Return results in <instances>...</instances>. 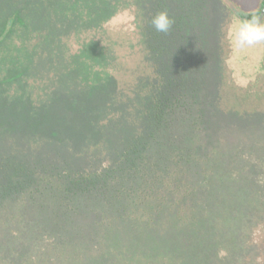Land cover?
<instances>
[{
	"label": "trees",
	"instance_id": "1",
	"mask_svg": "<svg viewBox=\"0 0 264 264\" xmlns=\"http://www.w3.org/2000/svg\"><path fill=\"white\" fill-rule=\"evenodd\" d=\"M103 1L116 0H0V264H187L216 237L239 241L244 259L262 254L264 161L208 130L207 4L145 0L127 18ZM38 4L51 14L41 27ZM161 11L174 20L168 33L150 23ZM53 54L76 64L61 83L80 90L58 103L32 153L17 155L7 145L39 117H22L35 81L21 78ZM117 72L141 80L125 100L132 123L68 129L93 121L98 102L120 106L110 99Z\"/></svg>",
	"mask_w": 264,
	"mask_h": 264
},
{
	"label": "rangeland",
	"instance_id": "2",
	"mask_svg": "<svg viewBox=\"0 0 264 264\" xmlns=\"http://www.w3.org/2000/svg\"><path fill=\"white\" fill-rule=\"evenodd\" d=\"M145 0H116L103 1L116 7V11L123 17H138L139 2ZM174 1V0H168ZM195 1V0H192ZM204 1L209 11V30L214 35V42L210 49L212 58V68L209 72V116L208 130L214 140H219L234 148L241 143L246 147H251L254 155L260 156L264 161V43L246 47L236 51L232 44L227 41L233 25L238 27L242 18L235 10L249 16L255 14L264 22V0H196ZM53 4L55 1H48ZM87 2V1H83ZM96 2V1H92ZM236 6L234 10L231 6ZM45 9L42 4H38V10L43 18L38 21L37 26L41 27L50 19L49 5ZM129 10V12H127ZM7 12V7L0 9L1 14ZM246 18V17H245ZM248 20V19H247ZM217 33V35H216ZM70 35L69 31L65 32ZM217 38L220 45L217 44ZM64 50V49H63ZM54 60L49 64H37L33 68V73L26 71L22 76V81L27 82L31 75V82L35 81L34 88L26 92L28 96L29 109H23L22 117L31 115L39 117L35 122L28 138L22 137L16 144H8L9 150H14L17 155L31 154L33 147L39 143V134L50 133L54 128L53 116L58 103H65L73 95L74 90L79 87L65 85L61 83L64 76L74 73L76 64L68 60L58 61L53 54ZM139 67V66H137ZM136 67V68H137ZM115 68V70H120ZM132 76V77H131ZM128 73H116L115 85L111 87V100H118L120 106L112 109L107 108V102H98L96 96L77 97L76 100L82 102L97 101L96 116L93 121H86L85 125L69 127L70 130L82 132L88 126L100 130L106 124L126 120L129 125L132 123V112L134 109L126 107L125 100L134 97L133 86L141 84L140 79H135L134 75ZM124 106L122 107V104ZM68 104H64L63 112L66 116ZM136 122V121H135ZM141 126L140 121L136 123ZM235 140V141H234ZM242 140L241 143L237 142ZM264 166V165H263ZM255 241L264 242V224L254 232ZM211 241L215 246L209 250L205 259L197 256L196 259L189 256L187 264H264V244L259 247L262 254L254 255L249 252L246 259L242 258V250L239 241L224 239Z\"/></svg>",
	"mask_w": 264,
	"mask_h": 264
},
{
	"label": "clouds",
	"instance_id": "3",
	"mask_svg": "<svg viewBox=\"0 0 264 264\" xmlns=\"http://www.w3.org/2000/svg\"><path fill=\"white\" fill-rule=\"evenodd\" d=\"M150 23L157 32L168 33L174 20L166 11H161L152 17ZM229 38L236 51L264 43V22L254 14L251 19L241 21L232 30Z\"/></svg>",
	"mask_w": 264,
	"mask_h": 264
}]
</instances>
